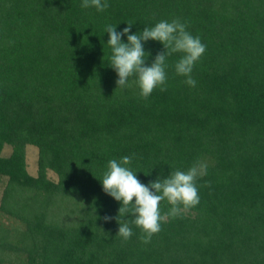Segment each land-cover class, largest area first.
Here are the masks:
<instances>
[{"label":"trees","instance_id":"16d2710c","mask_svg":"<svg viewBox=\"0 0 264 264\" xmlns=\"http://www.w3.org/2000/svg\"><path fill=\"white\" fill-rule=\"evenodd\" d=\"M107 3L0 0V264H264V0ZM173 19L206 45L196 86L176 74L174 54L166 91L141 99L136 77L117 89L106 26L139 34ZM144 49L147 66L165 51ZM125 156L145 185L207 165L200 203L147 244L132 224L129 240L117 236L121 204L103 191L108 162Z\"/></svg>","mask_w":264,"mask_h":264},{"label":"clouds","instance_id":"9594fccd","mask_svg":"<svg viewBox=\"0 0 264 264\" xmlns=\"http://www.w3.org/2000/svg\"><path fill=\"white\" fill-rule=\"evenodd\" d=\"M81 7H94L103 12L109 4L107 0H82ZM127 24L128 27L122 32H117L116 27L112 25L105 28L110 37L107 44L112 50L111 67L118 75L117 89L126 88L129 78L136 77L135 83L141 99L147 100L157 88L166 91V61L174 54H181L175 63L176 74L186 77L184 83L188 86H196L192 72L204 55L206 45L198 36H193L187 31L185 23L179 19H173L171 22L162 20L152 27H145L139 34H130L133 24ZM124 36H127V43L122 42ZM148 41H157L165 49L156 55L150 66L146 65L145 59L150 53H146L144 49V44ZM131 162L132 157L129 156L119 161L110 160L101 182L105 194L121 204L115 218L119 224L117 236L125 242L129 240L133 235L130 227L132 224L140 229L141 242L147 244L161 231L163 222L170 217L176 218L186 214L200 203L197 180L206 175L207 165L197 160L186 171H173L167 178H157L156 181L145 185L129 167ZM165 201L170 208L162 213L160 205ZM128 214L134 218L130 222L120 219ZM103 219L110 222L114 218L106 216Z\"/></svg>","mask_w":264,"mask_h":264},{"label":"rangeland","instance_id":"374dc122","mask_svg":"<svg viewBox=\"0 0 264 264\" xmlns=\"http://www.w3.org/2000/svg\"><path fill=\"white\" fill-rule=\"evenodd\" d=\"M10 152H11V148L9 146H5L2 152V156L3 157L9 156ZM37 154H38V150L36 147L34 146L27 147L26 149V168L29 174L33 176H36L37 174ZM48 177L51 180H54V181L57 180V176L52 172H48ZM6 182H7V178L0 176V201L3 195V190L5 188Z\"/></svg>","mask_w":264,"mask_h":264}]
</instances>
